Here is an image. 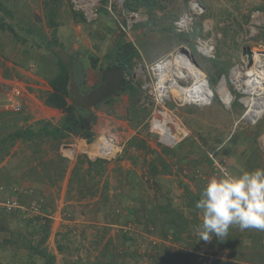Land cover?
Segmentation results:
<instances>
[{
  "label": "rangeland",
  "instance_id": "1",
  "mask_svg": "<svg viewBox=\"0 0 264 264\" xmlns=\"http://www.w3.org/2000/svg\"><path fill=\"white\" fill-rule=\"evenodd\" d=\"M43 1L49 2L1 0L13 12L11 17L0 10V69L4 79L15 77L18 80L16 77H22L17 71H23L34 79L33 83L22 80L24 83L38 82L44 88L49 79L73 73L80 79L82 89L93 88L98 84L100 68L106 66L104 56L114 46L113 34L121 32L118 34L142 55L128 77L140 87L142 94L137 100H130L126 94L114 96L111 102L89 111L95 117L92 143L98 138L112 139L120 149L111 159L99 158L101 162L95 167H89L87 160H98L93 158L96 152L90 157L89 143L78 137L64 140L58 148V142L53 140L32 139L24 143L16 139L7 149L0 159V198L9 199L17 207L11 210L0 207V264H43L44 258L29 251L32 247L53 256V264L75 261L77 264H264V236L256 249H252L255 242L250 238L251 234L262 231L230 227L233 236H237L239 242L244 241L237 254L251 256L248 261L232 259L228 256L231 251L214 237L210 242L199 239L196 229L202 217L191 207V196L199 194L221 166L232 171L264 168V116L252 125L242 118L244 109L239 103L243 101L239 84L246 74L252 76L256 72L247 70L241 50L248 48L253 55L264 53V42L256 40L259 31L264 29V10H259L264 8V0H147L151 2L149 10L143 7L129 10L124 7L125 0H107L105 4H101V0H61L60 10L57 9L52 17ZM101 5L105 12L101 11ZM205 11L208 15L201 23V37L192 40L193 45L197 41L209 44L213 49L209 53L211 56L217 50L220 62L229 64L228 74L214 84L210 80L216 76L208 61L211 56L204 57L193 47L191 52L210 89H215L216 93L223 83V90L218 94L220 98L217 97L219 102L213 101L202 108L169 106L168 112L155 110L149 102V77L144 67L175 46L177 41L168 30L169 27L175 29L174 17L186 14L193 18ZM73 12L81 13L83 19ZM130 14L136 15V23H149V30L141 33L140 40L133 32H125L126 21L132 22ZM108 26L114 29L112 34L106 33ZM91 58L98 60L95 68L91 67ZM27 89L29 92L23 90L26 105L24 103L22 112L8 111L5 116H17L16 124L22 129L38 122H49L44 120V113L33 106V91ZM235 101L241 108L234 106ZM67 102L71 104V100ZM134 104L145 110L142 116L147 118L142 124L135 119L139 115L132 111ZM148 109L150 112L146 115ZM44 111L46 113V109ZM164 112L171 114L170 118ZM155 113L164 129L171 130V135H174L175 122L171 121L174 119L186 127L189 138L168 147L170 149L165 148L157 138L147 134ZM258 115L255 113L254 119H258ZM56 116L58 118V113ZM61 116L62 113L58 123ZM113 121H120L124 129L116 127ZM175 126L184 136L185 130L177 123ZM125 133L126 136H122ZM236 139L240 140L238 148L234 146L238 142ZM131 141L143 144L129 148ZM191 143L198 147L192 148ZM219 149L231 152L225 157L223 154L214 157L211 152H219ZM59 155L68 160L62 178H58L60 171L56 166ZM79 157L84 160L80 172L86 186H82L81 193L77 192L80 188L77 177L68 192V179ZM5 160L7 162L2 164ZM161 208L172 211L181 227L186 226L185 231L177 234V240L172 234L166 239L161 237V225L166 226L168 218L161 213ZM44 226L49 233L41 243ZM22 241L31 247L22 245ZM11 242L20 249L16 251V258L9 252Z\"/></svg>",
  "mask_w": 264,
  "mask_h": 264
},
{
  "label": "trees",
  "instance_id": "2",
  "mask_svg": "<svg viewBox=\"0 0 264 264\" xmlns=\"http://www.w3.org/2000/svg\"><path fill=\"white\" fill-rule=\"evenodd\" d=\"M106 1L107 0H101V4L102 3L105 4ZM61 3H62L61 0H49V2L43 1V4H45V6L47 7L48 13L51 14L50 17H52L53 14L57 13V9L60 10ZM150 3L151 2H148L147 0H125L124 7L128 8L129 10L130 9L136 10L139 7H143L145 9L149 10L150 9L149 8ZM5 6H6L5 3L1 2V0H0V10L5 11L6 13L10 14L12 17L13 16L12 10H10V8H7ZM184 7L186 8L187 5H184ZM256 9H259V8H256ZM259 10H264V8H260ZM101 11L105 12L102 5H101ZM206 13L207 12L205 11L202 14H195L193 16V22H192V26L190 28L191 32L188 34L180 33L172 27L168 28L169 34H171L176 39L177 42H176L174 47L170 48L167 51V53L170 52L171 50H173L174 48H176L180 44L187 45L190 48L193 47L192 46V40H194L197 36H199V38L201 37V31H202L201 23H202V20L207 18L208 14H206ZM73 15H75L76 17H78L81 20L83 19L81 13L73 12ZM174 19L178 20L179 18L174 17ZM123 24H125V22H123ZM148 26H149L148 22H146V23H134L130 29V32H133V34H135V37L140 40L141 39L140 37L143 36V35H141V33L143 34V32L149 30ZM11 27L13 28V26H11ZM139 31H142V32H139ZM113 32H114L113 28H111V27L109 28V26L106 28L107 34H112ZM118 33L121 34V32H118ZM118 33L116 32L113 34V35H115V36H113L114 46L104 56V60H105L104 62L106 64V66L105 67L100 66L101 67L100 69L106 70V69H111V68H115V67H122L124 69V72L126 75V80H125V83H124L122 90L120 92H118L115 95V97H117L119 95L126 94V95L130 96V100H137L139 97V94H142L141 93L142 91H141L140 87L136 86V84L133 80H128V77H131V75L133 73V68L137 64V61H139V62L141 61L142 55L135 48V46L133 44L126 42L125 38L123 36H120ZM138 33H140V34H138ZM18 37L21 38L20 36H18ZM256 40L258 42H260V41L264 42V29L259 31ZM167 53H165V54H167ZM217 53H218V51L216 50V52H214V54L208 60L209 63L211 64L212 68L215 70V75H216L215 77H210L208 75L210 77V80H212L214 82V84L218 82L220 77L226 76L228 74L227 70L229 67V64L225 63V61L220 62ZM153 61H155V60H153ZM91 62H92L91 67L95 68L98 60L96 58H91ZM72 77H73V79H72ZM70 83H76L79 86H81L80 79L79 78L76 79L75 76H73V73L71 75L63 73L61 75L55 76L54 78H51L48 80V86L50 87V93L46 94V96L44 97V104H46L48 107L57 109L62 113L60 122L57 125H52L49 122H43V123L38 122V123H35L33 125H29V126L27 125L26 127H23V129H22L21 128L22 126H19L16 124L17 121L19 120V118H16L17 116H14V118L5 117V116H7V114L4 112H0V159H3L7 149L12 146V144L16 141V139H21L24 143L27 142L28 140L30 141L32 139H35V140H38V139L53 140V141L58 142L56 144L57 148L60 146V144L64 140H67L70 137L82 138L88 143H91L93 141L94 133L92 131V124L95 121V117L92 115V113L86 112V111H81V110L73 107L72 104H69L67 102V99H69L71 97L70 88H69ZM139 84H137V85L139 86ZM87 89L90 90L91 88H87ZM113 97L104 101L101 104L111 102ZM214 101L219 102L216 95H215ZM149 102L151 103V101H149ZM131 104H133V103H131ZM234 106H236L237 108H241V106L236 101L234 102ZM132 108H133L132 111H134V112L137 111V115H139V118H135L136 121L139 124H142V122H144V120L147 118L145 115L142 116L143 115L142 112L145 111L144 108L139 109L138 107H135V104H134V107L132 106ZM147 111L148 112H146V115L150 112V109H148ZM23 120H24V118H23ZM147 130H148V127H147ZM240 137H242V136L240 135ZM234 140H235V138L232 139V141H231L232 144H233ZM237 141L238 142H236V144L234 143V146L238 148V146H240L239 145L240 140H237ZM216 142L221 143L220 140H216ZM203 143H205V141H203ZM142 144H143V142H138L135 144V141H131V142H129L128 147L129 148L130 147L136 148V146H139ZM191 145H192V148H194V149H196L198 147L194 143H191ZM220 149H219V152L217 150H214L211 152L214 157L218 156V154H223L225 157V156H228L229 152H231V150H224V151L222 150L221 151ZM191 153H193V152H191ZM34 155H37V152H35ZM67 161L68 160L61 157L60 155L58 156L57 161H56V166H57L58 170L60 171V174H58V178H62V176L65 172V169H66ZM206 161L208 163H210L211 160L210 161L206 160ZM100 162H101V160H99V159L94 161V162L87 160V164L89 167H95L96 164H99ZM83 163H84L83 158L79 157L77 159V162H76V164H75V166L71 172V175L68 179V187H69L68 192H70L72 190V185L74 183L75 178H77V177L79 178L78 184L80 185V188L79 187L77 188V192L81 193V190L83 189L82 186H84V187L86 186V185H84L85 179L82 178V174L80 172V166ZM199 194H197L196 196L194 195V197L191 196V201H192L191 207L195 208V202L199 199ZM189 195H192V194H189ZM167 208H169V206H167ZM161 213H165L168 215L167 216L168 218L166 221V226L164 225V223H162V225H161V237L166 239V236L168 234H172V237H174V239L177 240L179 238L177 234L180 231H182V232L185 231L186 226L181 227L182 226L181 223L176 221L175 214L172 213V211H168V209H166V208L165 209L161 208ZM185 224H186V222H185ZM43 231H44V234L42 236L41 243L47 239L49 229L44 226ZM231 231L232 230L229 229L227 237L222 238L223 241L217 240L215 238V236H214V239L231 251L228 254V256L232 257V259H236L238 261H248L251 256L250 257L239 256L237 254V251L242 248L241 247V246H243L242 242H244V241L242 240L241 242H239L237 240V236H233L234 234H232ZM263 234H264V231H262V232L257 231V233H255V234L253 233L250 235L252 242H255L253 245H251V246H253L252 249H256V246L259 247V244L262 243V239L264 236ZM237 235L240 236V233ZM18 238L22 239V236L19 235ZM41 243H39L38 246ZM21 244L27 245L29 248L31 247L30 244L23 242V241L21 242ZM251 246H249V247H251ZM9 247H10L9 252H10L12 258H16L15 254H18L17 252L20 251L19 246L16 245V243L11 242ZM22 247H24V246H22ZM58 248L60 249V247H58ZM247 248H248V246H247ZM29 251L30 252L33 251V254H39L42 258H44L45 261H43V264H53V262H54V257L45 255L43 250L38 251V250H36V247H32L29 249ZM154 257H155L154 260H156L158 255L154 256ZM71 264H77V262L75 261L74 263H71ZM96 264H103V263H97L96 262ZM155 264H158V263L155 262Z\"/></svg>",
  "mask_w": 264,
  "mask_h": 264
},
{
  "label": "built area",
  "instance_id": "3",
  "mask_svg": "<svg viewBox=\"0 0 264 264\" xmlns=\"http://www.w3.org/2000/svg\"><path fill=\"white\" fill-rule=\"evenodd\" d=\"M135 17V14H130L129 19L132 20V22L126 21L127 27L126 29L123 28V30L125 29V32H129L132 25L136 23ZM192 19V16L185 14L173 23L175 30L180 33H189L190 26H192L193 22ZM195 50L200 55L208 57L210 55L209 53L213 49L209 44L197 41ZM190 54L191 53L189 47L186 45H181L171 50L161 58L145 66V72L149 77L148 98L149 101H151V103L153 104L155 110L157 109L168 112V104H172L176 108L185 106L202 108L205 106H209L214 101L215 95L219 97L218 93H215V89H210L205 75H203L195 66ZM188 61H191L192 66H186L185 63ZM195 69L200 72L199 77L194 75L193 70L195 71ZM221 78L224 77L222 76ZM253 78L254 76H249L246 74V76L244 77V81L239 84V86L242 88V90L240 91V99H243V101L239 103L244 109L242 118L250 122L251 120L249 118H252L253 114L257 112V109L259 112L258 119L253 121L251 123L252 125L256 124L258 120H260L264 116V92L260 94L259 97L261 99V103L257 106H255V103H253L257 95L255 96L254 94H252V92H248V85ZM239 81L240 80L238 78L237 82ZM0 88L2 89L1 93L4 95V101H0V112H22L24 108V92L21 86L16 84L8 85L2 83V86ZM253 108H256V110H253ZM165 112L163 114L170 118L171 114ZM154 115L155 116H153V118H151L149 122L147 131L150 136L157 138L161 144L165 145L166 147H173L176 145L175 143L177 139L185 137L186 133H184V136L178 133L177 127L175 126L176 123L181 130H184V128L176 120H171L172 122H175L173 127L174 135H171V130H165L163 125L159 123L160 121H158L159 118H157L158 116L156 117V113ZM99 139L100 138H98L96 142H91V144L88 145V155L90 157L91 155H93L92 150L97 152V156H93V158L95 159H111L120 151V149L115 146L112 139H106L111 143V149L116 148V152L112 154L110 151L108 152V154L110 155L108 158L102 157L101 155H103L104 152H98L96 149V143L99 141ZM0 191L2 190L0 189ZM0 207H2V209L11 210L15 209L17 206L9 199L1 200L0 198Z\"/></svg>",
  "mask_w": 264,
  "mask_h": 264
},
{
  "label": "clouds",
  "instance_id": "4",
  "mask_svg": "<svg viewBox=\"0 0 264 264\" xmlns=\"http://www.w3.org/2000/svg\"><path fill=\"white\" fill-rule=\"evenodd\" d=\"M181 45L184 44L177 47ZM192 46L195 49L193 42ZM189 49L192 57L191 48L189 47ZM210 56L211 54L208 57ZM192 61L205 75L194 62L193 57ZM251 68L252 65L247 67V70ZM79 87L83 91L82 87ZM169 106L173 105L169 104ZM195 208L202 217L196 230L199 239L204 242H210L214 236L217 240L223 241L222 238L227 237L229 228L232 226H238L240 230L264 231V168L232 171L221 166L218 174L208 179L201 190L199 199L195 202Z\"/></svg>",
  "mask_w": 264,
  "mask_h": 264
},
{
  "label": "water",
  "instance_id": "5",
  "mask_svg": "<svg viewBox=\"0 0 264 264\" xmlns=\"http://www.w3.org/2000/svg\"><path fill=\"white\" fill-rule=\"evenodd\" d=\"M241 55L247 61V66L250 67L252 58L249 49L243 48ZM125 79L124 69L115 67L101 71L98 84L85 94L82 93L78 85L70 84L71 104L81 111L89 112L120 92L124 86Z\"/></svg>",
  "mask_w": 264,
  "mask_h": 264
},
{
  "label": "crops",
  "instance_id": "6",
  "mask_svg": "<svg viewBox=\"0 0 264 264\" xmlns=\"http://www.w3.org/2000/svg\"><path fill=\"white\" fill-rule=\"evenodd\" d=\"M2 69H0V87L2 86V83H4V84H8V85H13V84H16V85H19V86H21V88L23 89V90H25L26 89V91L28 90L27 89V87L28 88H31V92L33 91V94H32V99H34V102H32V104H33V106L34 107H36L37 109H39L40 111H42V113H44L43 114V117H45V119L44 118H42V119H44V120H49V122H51L52 124H54V125H57L58 124V121H59V115H61V113L59 112V111H57V109L55 110V109H50V108H47V107H45V105H44V97L46 96V94H48V93H50V87L48 86V84H45V87L43 88L42 87V85H40V84H38V82L36 83V84H27V83H24L23 81H25V82H28V83H33L34 82V79H32L33 77H31L30 76V74L29 73H27V72H23V71H21V72H19V71H17L18 72V74H19V76H21L22 78H20V77H16V78H19V79H21V80H15L14 78L15 77H12L13 79H4V75H3V73H2V71H1ZM23 80V81H22ZM37 81H39V83H41V81L40 80H37ZM39 86H38V85ZM35 85V86H34ZM25 86H26V88H25ZM40 90H43L42 92H41V94H42V96H44L43 98H42V96L40 95L39 96V93H40ZM2 92V89L0 88V101H4V95L1 93ZM27 92H29V91H27ZM31 94V93H30ZM44 94V95H43ZM35 96H36V98H35ZM37 96H39V97H37ZM38 101H37V100ZM29 102V101H28ZM43 102V103H42ZM24 103H25V105H26V102L24 101ZM46 109V113H45V110ZM56 113H58V118H55V117H57L56 116ZM52 117V118H51ZM51 118V119H50ZM61 119V118H60ZM36 120V119H35ZM53 120V121H52ZM113 122H115V124H116V127H121L122 129H124V127L120 124V121H118V122H116V121H113ZM111 123V122H110ZM183 128H184V130H185V128L186 127H184V125H183ZM123 131H125V130H123ZM130 132V131H129ZM185 137H183V138H179V139H177V141H176V146L179 144V143H181L184 139H188L189 138V136H190V134H189V132H187L186 130H185ZM147 134H148V132H147ZM133 135V134H132ZM149 135V134H148ZM122 136H126V133L125 134H122ZM150 136V135H149ZM101 138H104V137H101ZM113 139H114V137H113ZM104 140L105 141H107L105 138H104ZM120 140H122V139H120ZM185 141V140H184ZM108 142V141H107ZM99 143V142H98ZM111 144V143H110ZM164 146V145H163ZM164 147H166V146H164ZM64 148H67V147H64ZM70 148H72V147H70ZM166 148H168V146L166 147ZM73 150H74V148H72ZM114 149H116V148H114ZM168 149H170V148H168ZM180 151V150H179ZM181 151H182V149H181ZM73 153H74V151H73ZM7 162V160H5L2 164H5ZM67 171V170H66ZM4 181H6V179H4Z\"/></svg>",
  "mask_w": 264,
  "mask_h": 264
},
{
  "label": "bare ground",
  "instance_id": "7",
  "mask_svg": "<svg viewBox=\"0 0 264 264\" xmlns=\"http://www.w3.org/2000/svg\"><path fill=\"white\" fill-rule=\"evenodd\" d=\"M250 55H251V58L253 60L251 69H253L256 72H254V74L252 75V76H254V78L250 81V83L248 85V92H252V94H254L256 96L261 91L263 92V89H264V53L260 52V53H256L253 55L252 52L250 51ZM185 64H186V66H189V65L192 66L191 61H188ZM193 72H194V75H196L197 77L200 76V72L197 71V69H195V71L193 70ZM216 90H217V93L220 94L219 92H222V90H223V83L220 84ZM259 96L260 95H257L255 100L253 101V103H255V106H257L258 104L261 103V99ZM226 99H229V98L227 97ZM253 110H256V108H253ZM257 112H258V109H257ZM254 115H255V113L253 114L252 119H250L251 120L250 122H253L256 120V118L254 119ZM246 119H248V118H246ZM98 142L96 143V149L98 152H104V154L101 155L102 157L108 158L110 156L108 154V152L111 151L112 154H114L116 152V149H111L112 145L110 144L109 141L106 142L104 139H101ZM262 142L264 144V137L262 138ZM92 152H96V151L92 150ZM95 156H97V152H96Z\"/></svg>",
  "mask_w": 264,
  "mask_h": 264
},
{
  "label": "flooded vegetation",
  "instance_id": "8",
  "mask_svg": "<svg viewBox=\"0 0 264 264\" xmlns=\"http://www.w3.org/2000/svg\"><path fill=\"white\" fill-rule=\"evenodd\" d=\"M90 88H91V87H90ZM91 89H92V88H91ZM81 91H82V90H81ZM83 91H84V92H83ZM83 91H82V93L85 94V93L88 91V89H87V88H86V89L84 88Z\"/></svg>",
  "mask_w": 264,
  "mask_h": 264
}]
</instances>
